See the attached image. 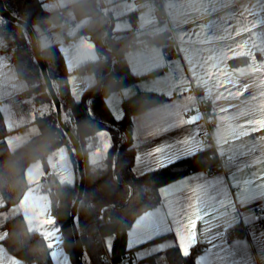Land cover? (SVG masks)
I'll list each match as a JSON object with an SVG mask.
<instances>
[{
  "label": "crops",
  "instance_id": "obj_1",
  "mask_svg": "<svg viewBox=\"0 0 264 264\" xmlns=\"http://www.w3.org/2000/svg\"><path fill=\"white\" fill-rule=\"evenodd\" d=\"M40 1L50 15L32 26L39 47L59 46L71 93L79 101L97 82L82 68L101 59L90 36L79 35L89 23L75 13L74 5L82 0ZM102 6L115 32L136 27L131 41L137 45L129 47L125 59L137 79L105 97L115 119L125 118L124 102L138 93L167 98L133 115L134 173L155 172L209 149L222 162L212 175L200 171L162 186L161 203L129 226L126 250L137 264H168L170 249L188 256L196 246L202 248L196 264H264V132L256 130L257 124L264 127V0H166L167 20L156 17L150 0H102ZM174 39L181 56L165 58ZM27 89L15 65L0 55V113L8 132L0 143L11 152L41 134L31 103L26 112L18 114L15 108L17 96H25ZM204 98L215 107L210 116L217 123L210 129L197 109ZM203 132L209 134L205 140ZM86 145L91 148L88 161L97 167V146ZM47 162L62 185L77 183L67 146L50 151ZM25 174L28 188L18 203L7 206L0 191V264H27L5 245L8 221L16 217L45 241L53 264H75L63 247L51 196L43 189V160L32 159ZM114 241V235L105 237L109 251Z\"/></svg>",
  "mask_w": 264,
  "mask_h": 264
},
{
  "label": "trees",
  "instance_id": "obj_2",
  "mask_svg": "<svg viewBox=\"0 0 264 264\" xmlns=\"http://www.w3.org/2000/svg\"><path fill=\"white\" fill-rule=\"evenodd\" d=\"M6 9L18 20L31 27L42 21L50 12L40 0H3ZM77 19H89L79 35H89L99 54L105 59L88 64L86 69L96 76L97 82L75 100L69 82L70 71L59 46L41 49L43 61L62 107V119L79 136L84 153L87 178L84 196L79 204L76 224L84 246V264H107L105 237L114 235L111 252L114 264H123L129 252L126 250L127 230L140 213L161 203L159 189L182 177L218 169V158L209 149L183 159L166 168L137 176L133 171L136 157L133 115L167 100L153 93H138L124 102L125 118L118 121L108 108L105 97L136 81L125 59L134 37V30L119 34L113 30V18L103 10L102 0H82L74 5ZM134 25L137 20L132 16ZM0 55L15 65L18 75L28 84L25 98L31 103L34 121L41 134L11 152L5 142L0 143V191L7 206L18 203L25 194L28 183L26 168L34 158L44 162L43 189L49 193L52 209L63 234V247L81 264L76 251V239L72 226V209L78 197L80 174L74 147L62 129L56 105L48 91L42 69L34 55L32 40L27 29L18 22L7 20L0 12ZM246 62L241 60L240 63ZM4 118L0 113V139L7 134ZM109 134L112 144L107 150L102 166H92L88 161L91 151L86 143L94 142ZM94 144V143H93ZM61 146L69 148L77 171L74 186L62 185L49 168L47 154ZM109 220V221H107ZM9 235L5 245L10 253L27 264H53L51 252L45 241L31 233L22 217L8 221ZM196 246L185 256L175 247L167 252L168 264H196L201 252Z\"/></svg>",
  "mask_w": 264,
  "mask_h": 264
},
{
  "label": "water",
  "instance_id": "obj_3",
  "mask_svg": "<svg viewBox=\"0 0 264 264\" xmlns=\"http://www.w3.org/2000/svg\"><path fill=\"white\" fill-rule=\"evenodd\" d=\"M0 12L1 14L3 15V17H5L7 20L9 21H12V22H18L20 23L21 25H23L29 35H30V38L32 40V46H33V51H34V55L36 57V60L38 61L41 69H42V72H43V75H44V78H45V81H46V86L48 88V91L56 105V109H57V113H58V120H59V123L62 127V129L64 130V132L67 134L69 140L71 141L73 147H74V150H75V153H76V157H77V161H78V167H79V174H80V183H79V191H78V197H77V200L73 206V209H72V216H71V220H72V226H73V230H74V235H75V239H76V251H77V256H78V259L80 261L81 264H84V261H83V258H84V246H83V243H82V240H81V237H80V234H79V230H78V227H77V224H76V216H77V211H78V207H79V204L80 202L82 201L83 199V196H84V191H85V188H86V182H87V178H86V175H85V161H84V153H83V150L80 146V141H79V136L78 135H75L73 133V131L68 127L67 124L64 123L63 119H62V107H61V102L59 100V97L53 87V83L50 79V76L48 74V71H47V67L43 61V57L41 55V51H40V47H39V44H38V40H37V36L35 35V32L33 31V28L26 24L25 22L23 21H20L18 20L17 18H15L5 7L4 5V2L3 0H0Z\"/></svg>",
  "mask_w": 264,
  "mask_h": 264
},
{
  "label": "built area",
  "instance_id": "obj_4",
  "mask_svg": "<svg viewBox=\"0 0 264 264\" xmlns=\"http://www.w3.org/2000/svg\"><path fill=\"white\" fill-rule=\"evenodd\" d=\"M150 1L153 2L156 17L159 19H162V20H167L168 19V12L165 9V1L166 0H150ZM131 45L132 46L137 45V41H135V40L132 41ZM163 55L165 58H168V59L181 56V51H180L179 45L175 39L165 48ZM100 58L105 59L103 54H100ZM15 108H16L17 113L19 114L20 112L28 111L31 108V105H30L29 101L26 100L25 96L21 94V95L17 96V98L15 100ZM214 108H215L214 102L210 98H204V99H200L198 101L197 109L202 114L205 121L208 122L209 129L214 127L217 123V121L210 116L211 113L214 111ZM208 135H209L208 132H203L200 134V138L202 140H205L208 137ZM217 158H218V162H219L218 169L208 168V169L204 170L206 175H212L221 169L222 162L219 159V157H217ZM256 211L258 213H260L263 210H262V208H257ZM107 221H109V220H107ZM111 258H112L111 252L108 251L104 256V261L107 264H114L112 262ZM123 264H137V259L133 256V254L129 253Z\"/></svg>",
  "mask_w": 264,
  "mask_h": 264
},
{
  "label": "rangeland",
  "instance_id": "obj_5",
  "mask_svg": "<svg viewBox=\"0 0 264 264\" xmlns=\"http://www.w3.org/2000/svg\"><path fill=\"white\" fill-rule=\"evenodd\" d=\"M77 62H74V64H76ZM72 64V65H74ZM94 76V75H93ZM75 82L80 83V78L79 77H73ZM96 78V76L94 77ZM94 145L97 146L98 149V153H97V157H96V165L97 166H102L107 150L110 147V145L112 144V139L109 136V134L104 135L100 140H96L93 142Z\"/></svg>",
  "mask_w": 264,
  "mask_h": 264
},
{
  "label": "snow or ice",
  "instance_id": "obj_6",
  "mask_svg": "<svg viewBox=\"0 0 264 264\" xmlns=\"http://www.w3.org/2000/svg\"><path fill=\"white\" fill-rule=\"evenodd\" d=\"M256 130L259 132H264V127H261L260 124L256 125Z\"/></svg>",
  "mask_w": 264,
  "mask_h": 264
}]
</instances>
